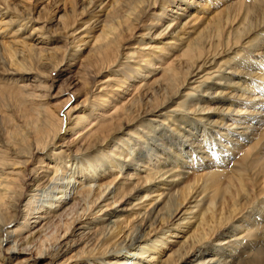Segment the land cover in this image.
Masks as SVG:
<instances>
[{"label": "bare ground", "instance_id": "obj_1", "mask_svg": "<svg viewBox=\"0 0 264 264\" xmlns=\"http://www.w3.org/2000/svg\"><path fill=\"white\" fill-rule=\"evenodd\" d=\"M79 1L0 0V264H264V0Z\"/></svg>", "mask_w": 264, "mask_h": 264}, {"label": "rangeland", "instance_id": "obj_2", "mask_svg": "<svg viewBox=\"0 0 264 264\" xmlns=\"http://www.w3.org/2000/svg\"><path fill=\"white\" fill-rule=\"evenodd\" d=\"M61 2H64V0H60ZM59 0H44V1H39V0H15V3H19L20 4V6L22 7V9H24L25 11L24 12H26V11H29L30 13H32V14H34V16H36L37 14L41 17V20L43 21H45V23L48 25V27H55V26H58V23H57V19H58V17L60 16V15H64V17H62L61 18V20L60 21H64V22H67V21H69V17H67V15L66 14H68L67 13V11L66 10H69V8H72V4L70 3V2H68L69 0H65V3H64V5L66 4L67 5V7L70 5V7H68V9H67V7L66 6H64V5H60V4H58V5H56V3H59L60 2ZM66 1H67V3H66ZM77 1V0H76ZM60 2V3H61ZM74 2V1H73ZM78 2H80L79 0H78ZM55 3V4H54ZM78 5V4H77ZM55 6H57V7H55ZM62 6H64V9L65 10H61V11H59V9H61L62 8ZM74 7V6H73ZM77 7V6H76ZM20 10H22L21 8H19ZM71 10V9H70ZM69 10V11H70ZM66 12V13H65ZM64 13V14H63ZM66 17H67V20H66ZM56 19V20H55ZM63 21H62V23H63ZM17 28V27H16ZM15 29V28H14ZM13 29V30H14ZM9 31H10V29H8ZM8 31V32H9ZM59 44H61V43H59ZM13 60V62L15 63V64H17L16 62H19V60L17 61H15V59H12ZM11 60V61H12ZM12 62V63H13ZM27 65H29V64H27ZM34 65H36V64H34ZM78 71V68H76L75 70H74V68L71 70V72H67V73H64L63 75H60V74H58L57 73V71H51L49 74H50V79L52 80H56V83H55V86L54 87H52V90H51V92L50 93H48L47 92V94H50L51 96H53V95H55L57 92V96H55L56 98H54V99H52V98H50V97H48V96H44L43 97V99H41L42 100V102H40V104H42V105H44V106H46V107H48L51 111H52V109H54L52 112H54L53 114H55L57 111H58V109L60 108V105H57L56 106V108H55V104L57 103V102H59L60 101V99H62V98H65V96L67 97V98H70L71 99V101H74V96H72V92H74V91H82V89H81V85L83 84V83H89V81H87L85 78H84V76H82L80 73H78L77 72ZM77 73V74H76ZM22 77L24 78V80H28V78L30 79V77H26L25 75H23L22 74ZM15 78H17V79H19L18 77H15ZM6 80V81H5ZM0 79V83L2 84H0L1 86H3V87H7L6 89L7 90H5L4 88H2V89H0L1 91H3L4 93H2V92H0V94L2 95V96H5L6 98H5V103L8 101V108L10 109L11 108V105H12V109H8V108H6V109H8L7 111H5V114H6V119H9L10 120V122H13V120L15 119L14 117L16 116V114H15V109H13V108H16L17 107V103H14L15 101L12 99V95H13V93H11L10 94V92H14L13 91V87H14V85H12L11 84V82H9V80L8 79ZM6 83H7V85H6ZM47 84H49L50 82L48 81V82H46ZM72 83V84H71ZM4 84V85H3ZM9 84H11V86L9 85ZM70 85V86H69ZM72 85V86H71ZM9 87H10V89L12 90V91H9ZM69 87V88H68ZM86 87H89L88 86V84H87V86H84V89L86 88ZM83 88V87H82ZM9 91V93H7ZM62 92H66L67 94L64 96V97H62V98H58V96H59V94L60 93H62ZM7 94V95H6ZM8 94H10V95H8ZM10 97V98H9ZM45 97H48V98H45ZM11 100H12V102H11ZM57 100H59V101H57ZM9 102H10V104H9ZM12 103H14L15 105H13ZM50 111V112H51ZM9 112V113H8ZM11 112V113H10ZM13 112V113H12ZM60 113V112H59ZM7 114H9V115H7ZM10 114L12 115V116H10ZM14 115V116H13ZM61 115V114H60ZM8 116H10L9 118H8ZM13 119V120H12ZM14 121H16V120H14ZM55 123V122H54ZM11 229H14V227H12ZM49 232H51V234L53 235V230H50ZM49 232H48V237L49 236H52L51 234H49ZM53 237V236H52ZM49 240L50 241H52L53 240V238H52V240L49 238ZM49 242V241H48ZM5 257H6V255H4ZM15 259V258H14Z\"/></svg>", "mask_w": 264, "mask_h": 264}]
</instances>
